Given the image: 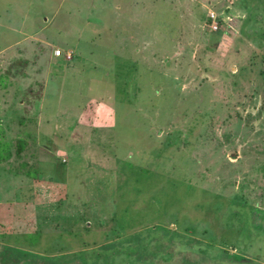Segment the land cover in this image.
<instances>
[{"label":"rangeland","instance_id":"obj_1","mask_svg":"<svg viewBox=\"0 0 264 264\" xmlns=\"http://www.w3.org/2000/svg\"><path fill=\"white\" fill-rule=\"evenodd\" d=\"M107 250L264 264V0H0V264Z\"/></svg>","mask_w":264,"mask_h":264},{"label":"trees","instance_id":"obj_2","mask_svg":"<svg viewBox=\"0 0 264 264\" xmlns=\"http://www.w3.org/2000/svg\"><path fill=\"white\" fill-rule=\"evenodd\" d=\"M259 226H260V224H259ZM255 228H259L260 229V227H255ZM249 231L250 232V229H248L247 227L245 228V231ZM225 244H228V242H225ZM234 248H236L237 246V243H236V241H234L232 244H231ZM113 251V250H112ZM109 252V250H107V254H104V260H102V262H103V264H111V263H114V264H119L118 262H120V261H116V259L118 258L116 255V253L113 251V252ZM131 252V251H130ZM98 255H101V254H98ZM98 255L96 256V258L94 259V263L95 264H97V262H98V260H101V258L100 257H98ZM129 256V254H125L124 255V257H125V259H124V257L121 259V264L123 263L122 261H124L125 262V260L126 261H128L127 262V264L129 263V264H134L133 263V261L131 260V256L130 257H128ZM122 257V256H121ZM127 257H128V259H127ZM129 258H130V260H129ZM96 260V261H95ZM107 261H109V262H107ZM132 261V262H131ZM57 264V263H56Z\"/></svg>","mask_w":264,"mask_h":264},{"label":"built area","instance_id":"obj_3","mask_svg":"<svg viewBox=\"0 0 264 264\" xmlns=\"http://www.w3.org/2000/svg\"><path fill=\"white\" fill-rule=\"evenodd\" d=\"M59 51H56V53L58 54Z\"/></svg>","mask_w":264,"mask_h":264}]
</instances>
